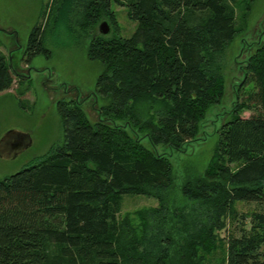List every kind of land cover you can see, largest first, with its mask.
<instances>
[{
    "label": "trees",
    "instance_id": "obj_1",
    "mask_svg": "<svg viewBox=\"0 0 264 264\" xmlns=\"http://www.w3.org/2000/svg\"><path fill=\"white\" fill-rule=\"evenodd\" d=\"M245 1L250 6L253 0ZM112 6L127 9L135 23L131 37L114 35ZM53 8L69 32L75 25L90 36L87 58L104 67L96 90L109 104L93 124L78 102L59 100L63 144L0 180V264H173V252L199 264L236 215V203L264 205V44L244 69V84L252 82L255 91L232 105L203 175L180 189L202 219L190 222L192 233L182 234L172 250L159 230L124 244L116 218L122 196L146 195L163 204L172 166L156 148L183 151L224 96L220 59L238 33L235 10L228 0H55ZM102 20L112 26L108 36L98 33ZM43 33L30 31L26 64L38 55L49 58ZM14 68L0 52V93L11 87ZM143 99L162 105L144 122L134 108ZM250 105L259 114L241 118ZM140 133L152 150L141 145ZM186 218L176 216L183 225ZM248 219L249 228L228 240L222 264H264V212Z\"/></svg>",
    "mask_w": 264,
    "mask_h": 264
},
{
    "label": "rangeland",
    "instance_id": "obj_2",
    "mask_svg": "<svg viewBox=\"0 0 264 264\" xmlns=\"http://www.w3.org/2000/svg\"><path fill=\"white\" fill-rule=\"evenodd\" d=\"M54 1L0 0V52L6 56L8 63L18 69L9 90L0 93V141L6 133L12 132L28 135L31 142L26 150L14 158L0 156V180L19 172L52 148L63 144V126L56 109L59 100L78 102L88 121L93 124L99 122L100 109L109 104V99L99 95L96 90V80L104 67L99 61L87 58L90 36L75 25L69 32L62 19L57 18V11L54 8L51 10ZM228 1L235 10L238 33L220 59L224 96L219 104L206 112L200 122L197 140L188 143L183 151L164 146L156 148L159 154L168 156L172 166L173 183L163 194V204L146 195L122 196L116 218L119 226L123 227L121 242L124 244L132 242L134 238L140 240L144 235L147 239L159 230L160 237L171 243L172 250L174 244L179 246L182 234L192 233L190 222L194 219L200 221L203 217L197 204L183 197L180 189L187 181L203 175L213 156L218 130L231 118L232 105L236 101L238 104L245 103L255 91L252 82L244 84V69L249 57L264 44V0H253L250 6L245 0ZM112 9L117 26L114 35L131 37L135 23L129 20L127 9L118 6H112ZM34 27L44 31L42 42L50 56L38 55L26 64L22 59L23 51ZM110 27L112 30L111 24ZM134 108L140 121L144 122L151 120L162 105L143 99L135 103ZM257 114L259 109L250 105V109L243 110L240 117L249 118ZM138 138L143 147L152 150L148 140L142 139L141 133ZM234 210L236 215L225 221L224 229L214 241V250L207 253L199 264H222L228 240L240 237L244 227L249 228V214L253 211L264 212V205L236 203ZM181 213H186L188 224L177 222L176 216ZM186 231L189 232L184 233ZM162 238L158 242L160 247L166 241ZM192 246L187 245V249L192 251ZM171 260L173 264L185 261L176 252L172 253ZM188 263L186 260L184 264Z\"/></svg>",
    "mask_w": 264,
    "mask_h": 264
},
{
    "label": "water",
    "instance_id": "obj_3",
    "mask_svg": "<svg viewBox=\"0 0 264 264\" xmlns=\"http://www.w3.org/2000/svg\"><path fill=\"white\" fill-rule=\"evenodd\" d=\"M98 33L102 36H108L111 33V27L108 21L102 20L98 25ZM30 138L26 134L8 132L0 141V156L14 158L30 146Z\"/></svg>",
    "mask_w": 264,
    "mask_h": 264
},
{
    "label": "crops",
    "instance_id": "obj_4",
    "mask_svg": "<svg viewBox=\"0 0 264 264\" xmlns=\"http://www.w3.org/2000/svg\"><path fill=\"white\" fill-rule=\"evenodd\" d=\"M9 90V89H8ZM7 91V90H6Z\"/></svg>",
    "mask_w": 264,
    "mask_h": 264
}]
</instances>
